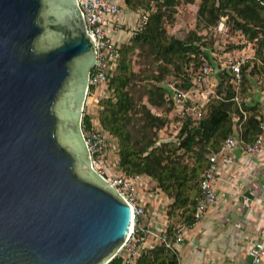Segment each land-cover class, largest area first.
I'll return each mask as SVG.
<instances>
[{"label":"water","instance_id":"water-1","mask_svg":"<svg viewBox=\"0 0 264 264\" xmlns=\"http://www.w3.org/2000/svg\"><path fill=\"white\" fill-rule=\"evenodd\" d=\"M95 60L78 0H0V264H106L132 229L82 131Z\"/></svg>","mask_w":264,"mask_h":264},{"label":"trees","instance_id":"trees-1","mask_svg":"<svg viewBox=\"0 0 264 264\" xmlns=\"http://www.w3.org/2000/svg\"><path fill=\"white\" fill-rule=\"evenodd\" d=\"M196 0H125L133 11L146 10L148 18L143 26L135 30L129 42L120 48V56L113 76L108 84V95L99 99V119L103 128L118 142L119 167L122 173L147 175L156 182L172 200L167 211L169 218L180 215L184 223L193 226L194 211L200 198V180L209 155L218 151L224 140L235 129L233 113L242 119L240 134L246 143L254 141L263 132L261 123L264 112L258 102L240 103L235 99V90L228 70L223 72L219 92L207 103L205 115L195 121L191 116L183 118L178 141L158 143L157 131L168 123L166 115L157 114L153 107L164 104L174 109L175 100L169 97L163 82L173 77L176 84L189 88L194 84L192 74L201 64V55L208 54V40L223 15L235 32L257 42L255 60L242 65L245 89L250 74L264 68V5L259 0H200L196 28L188 37L178 38L168 33L166 22L173 19L178 5ZM134 55H146L156 68L142 78L145 99H136L132 89L134 79L142 82L140 73L133 68ZM247 63V64H246ZM192 65V67H191ZM248 70V69H247ZM141 72V70L139 71ZM264 76V73L261 74ZM238 91V93L240 92ZM240 106L247 111L246 117ZM143 118V127L134 133L131 129L136 115ZM84 126L91 127V118L85 115ZM192 156V163L185 157ZM169 239L175 229L169 225ZM123 258L116 255L109 264H122ZM176 249L166 243L148 247L136 264H178Z\"/></svg>","mask_w":264,"mask_h":264},{"label":"built area","instance_id":"built-area-1","mask_svg":"<svg viewBox=\"0 0 264 264\" xmlns=\"http://www.w3.org/2000/svg\"><path fill=\"white\" fill-rule=\"evenodd\" d=\"M259 1L264 5V0ZM78 3L84 17L86 29L94 36L96 48V60L89 74L87 99L93 93L98 92L99 89L108 86L113 76L121 48V43L114 39L113 34L123 27L124 23L121 20V16L129 8L125 0H78ZM134 12L136 13V21L133 26L135 31L140 29L146 22L149 12L146 10ZM228 29L227 16L223 15L214 27V31L225 33ZM231 52L221 56L220 59H223V61L220 63H223L222 69L228 70L231 82L238 93L243 83L242 65L248 61V57L245 55L235 57ZM201 60V66L193 71L194 84L191 89H179L175 85L172 86L175 106L181 118L186 117L190 110H195L198 107L196 102H193L191 107L188 105L190 100H192L191 93L197 89L196 86H201L212 74L218 71V66L210 55L202 54ZM235 99H237V94ZM85 109L84 105L83 111ZM88 112H90L89 109L86 115ZM84 116L83 112V118ZM83 118L82 131L93 167L118 189L133 209V229L116 254L123 257L125 264H130L142 250L147 232L144 224L146 209L140 204L138 197L137 179L139 175L122 173L113 178L106 177L101 165H104L109 157L110 144L108 139L110 135L108 131L98 126L99 122L97 119L91 118V127L87 128L84 126ZM261 127L264 129V122L261 123ZM263 140L264 137L261 133L254 141L246 143L240 132L235 130L224 140L218 151L209 155L200 180V198L194 211V217L197 221L204 219L209 209L217 202L215 184L219 168L221 165L230 166L234 163L233 150L238 146H242L248 153H258L262 151ZM263 257L264 232L261 239L251 247V259L247 264H259ZM109 262L106 264H109Z\"/></svg>","mask_w":264,"mask_h":264},{"label":"crops","instance_id":"crops-1","mask_svg":"<svg viewBox=\"0 0 264 264\" xmlns=\"http://www.w3.org/2000/svg\"><path fill=\"white\" fill-rule=\"evenodd\" d=\"M121 20L125 27L115 32L113 37L122 44L134 31L136 13L128 9ZM125 28L127 31H124ZM245 51L246 48L242 50L243 54ZM257 78L264 87V76ZM106 95L108 86L93 93L87 102L90 110L87 115L97 119L98 126L102 128L99 114L96 113V102ZM254 102H258L264 112V88ZM262 134L264 137V129ZM233 154L234 163L219 168L215 184L217 202L204 219L195 222L187 231L184 241L176 246L178 264H247L251 259V247L264 232V140L262 151L258 153H248L238 146ZM146 178L147 175H142L137 179L140 204L150 215L144 222L147 231L144 249L159 242V230L166 224L164 207L171 200L164 192L145 189L150 177ZM122 264H125L124 260ZM259 264H264V257Z\"/></svg>","mask_w":264,"mask_h":264},{"label":"rangeland","instance_id":"rangeland-1","mask_svg":"<svg viewBox=\"0 0 264 264\" xmlns=\"http://www.w3.org/2000/svg\"><path fill=\"white\" fill-rule=\"evenodd\" d=\"M199 3L200 0H196L193 3H181L180 5H178L174 18L169 19L166 22V27L170 35H174L178 38H185L188 37L191 34V32L195 30ZM124 27L125 26H123L122 28ZM228 27L229 29L225 33H219L213 31V33L210 34L211 37L208 40L209 44L207 45V48H205L207 50L208 55L212 57V59L215 61V64L218 66V71L212 74L206 82L201 84V86L199 85L196 86L197 89L191 93L192 100H190V104L188 105L189 107H191L193 102H196L198 107L195 110H190L187 116H191L195 121L200 120L201 117L205 115L207 103L210 101V99H213L214 97L223 96V94L219 92L220 90L219 87L224 75L223 72L225 70L222 69L223 63L220 62L223 61V59L221 60L220 57L232 51L231 53L235 57L240 55H246L248 57V60H252V61L255 60L257 42L255 40L247 39L241 32H235L229 24ZM124 31H127L126 28L124 29ZM133 33L134 31H132L131 36L133 35ZM131 36L129 37L128 40L123 42L121 46H123L124 43L129 42L131 40ZM249 47H251V49H248ZM245 48L247 49V51H245L243 54L242 50ZM150 60L151 58H147L146 55H142V56L134 55L133 57V68L136 72L140 73L141 78L147 73H151L152 71L155 70L156 63H151ZM247 69L245 70V73H247L248 75V80L245 85L244 91L242 92L240 90V92L237 93V101L242 102V96H243L244 97L243 101H246L249 105L250 104L252 105L255 103L254 102L255 97L259 94V92L262 91V88H264L262 82H260L261 80L257 78L259 75L264 73V68L262 67L260 69H257L255 72L251 74L249 72L250 67H247ZM140 70L141 72H139ZM172 79L174 78L168 77L163 82H161V84L165 85V87L167 88L169 97H172V95H174V91L172 88L173 85H175V87L179 89H191L193 86L192 85L189 88H185L183 86L176 84L175 82L177 81H174ZM134 82H135L134 83L135 86L132 89V92L134 93L136 99L138 97H142L143 99H145L143 88L140 87V85H142L145 82L144 78H142L141 83L139 82L138 78L134 79ZM90 98L91 97L89 96L85 101L86 109L83 111L85 115L88 111L87 102L90 100ZM96 103H97L96 106L97 114H99V109H100L99 100ZM152 109L155 113L166 115L168 118V123L164 127H162L159 131H157L156 137L158 139V143L161 141H178V133L183 118L179 116L177 107L174 105V109L169 110L168 108H166L164 104L162 107H158V108L153 107ZM240 109L243 115L246 117L247 111L245 110V107L240 106ZM233 119L235 122V129L240 131L242 125V121H241L242 119H240V117L238 115H235L234 113H233ZM133 123L134 125L132 126L131 129L133 130L134 133H137V130H140L143 127L142 116L140 114L136 115ZM108 141L110 144L109 157L106 159L105 164L101 166L106 177L113 178L117 175L122 174V170L119 167L118 142L111 135L109 136ZM185 159L187 162L190 163H192L193 161V158L190 155L186 156ZM140 176L142 175H139V177ZM141 183L143 184L144 182L142 181ZM145 185H146L145 189H150L153 190L154 192L157 191L163 192L160 188L156 186V182L151 178H149V183H146ZM166 197L169 196L166 195ZM170 202H167L164 207L166 213V224H164L163 228L159 230L158 236L160 240L157 244L166 243L168 247L177 250L176 246H178L182 241H184L188 233L187 231H189V229H191L192 226L186 225L184 223V220L181 217H179L180 215H174L172 218L168 217L167 211L170 208ZM147 217H150L149 212H146L144 222L147 220ZM169 225H172V227L175 229L174 234H172V236L170 237L171 239H169L168 236ZM146 249L143 248L140 251L139 255L130 264H136L140 256Z\"/></svg>","mask_w":264,"mask_h":264},{"label":"bare ground","instance_id":"bare-ground-1","mask_svg":"<svg viewBox=\"0 0 264 264\" xmlns=\"http://www.w3.org/2000/svg\"><path fill=\"white\" fill-rule=\"evenodd\" d=\"M132 229H133V225H132ZM132 229H131V231H132ZM131 231H130V233H131ZM130 233L127 235V237H129ZM127 237L125 238V240L127 239Z\"/></svg>","mask_w":264,"mask_h":264},{"label":"flooded vegetation","instance_id":"flooded-vegetation-1","mask_svg":"<svg viewBox=\"0 0 264 264\" xmlns=\"http://www.w3.org/2000/svg\"><path fill=\"white\" fill-rule=\"evenodd\" d=\"M90 72H91V69H90V71H89V74H90Z\"/></svg>","mask_w":264,"mask_h":264}]
</instances>
